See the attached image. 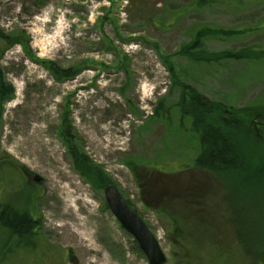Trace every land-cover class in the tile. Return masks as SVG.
Wrapping results in <instances>:
<instances>
[{
	"label": "rangeland",
	"instance_id": "rangeland-1",
	"mask_svg": "<svg viewBox=\"0 0 264 264\" xmlns=\"http://www.w3.org/2000/svg\"><path fill=\"white\" fill-rule=\"evenodd\" d=\"M217 1L195 9L193 0H0L7 37H0V76L13 90L7 101L0 96V161L9 169L0 171V203L37 209L36 248L45 253L16 250L3 264H149L108 209L103 186L75 168L71 144L129 200L157 237L164 264L264 261V186L243 191L257 225L247 248L226 236L235 228L232 192L195 165L199 135L179 104L187 85L225 107L224 118L250 107L246 128L229 136L246 154L264 139V127L252 122L264 105V54L205 63L182 53L203 25L247 30L205 37L208 54L264 50V0ZM68 69L70 77L55 74ZM154 179L177 191L155 188L151 196ZM66 202L75 216L64 213ZM2 238L0 260L10 246Z\"/></svg>",
	"mask_w": 264,
	"mask_h": 264
},
{
	"label": "trees",
	"instance_id": "trees-1",
	"mask_svg": "<svg viewBox=\"0 0 264 264\" xmlns=\"http://www.w3.org/2000/svg\"><path fill=\"white\" fill-rule=\"evenodd\" d=\"M217 2V0H193L192 4L195 9H199ZM245 32H247V30H231L203 25L194 29L191 42L187 46L182 47V53L196 62L200 61L205 63L218 62L222 58L227 57H232L237 60H259L263 57L264 50L255 47H243L236 51H224L212 54H208L202 49L203 39L210 35L233 37L242 35ZM0 37L7 38L2 34H0ZM72 73L73 72L68 69L63 70V72L56 71L55 74L57 77H70L73 75ZM182 89L184 90L182 91L179 104L184 113L191 115V130L197 133V136L199 135L201 152L195 161V165L202 169H207L211 171V173H215L226 186V190H231L232 196L228 195L227 200L232 204L231 222L235 228L231 229L230 233H226V236L228 238H234L237 240L238 244L250 248L253 246V243H255L254 235H256V231L254 229H257V225L254 223V218V220H249V209L246 203L243 202L242 196L246 188L253 187L255 189L256 187L261 188L262 185L264 186V139L261 140L260 143H257L255 150H248L247 154L243 153L240 145L237 143V138H232L229 135L233 134L235 136L238 129L246 128L242 124L247 121L245 116L247 111L250 112V107L244 108L243 111L245 115L242 114L243 116H240L237 114L236 117H234L240 119V121H238L239 124L235 125L234 121H232L234 118H224L222 116L225 107L219 102L207 103L203 101L201 94L187 85H183ZM1 94L6 101L11 99L13 95L11 86L4 83L2 76H0V96ZM155 109L157 115H164V108L161 105V101H159ZM206 116H208V119ZM252 122L255 126L250 123L251 128L252 125L258 130L264 127V105L260 106ZM219 125L222 127H218ZM71 140L72 139H70V141ZM251 145L254 146V143ZM68 154L75 168L83 176L88 177L92 183L99 181L98 187L112 184L110 181L107 182L100 170L93 167L92 162L80 151L77 145L71 144L68 147ZM5 169L9 170L6 162L1 160L0 171ZM156 180L158 179H154L153 183L150 181L152 186L150 189L151 196H154L152 191L155 188H162L164 192H166V189L169 190V188L177 191L175 185L170 186L172 181H163L164 183L157 186L155 185ZM241 181L242 186L239 184ZM250 191L251 190H247L246 192H249L253 197L255 192ZM238 194L241 195L240 198L237 197ZM32 196L35 200L36 197L34 195ZM126 201L132 207L129 200L126 199ZM254 206L256 208L258 202L254 204ZM235 207L238 208L234 212ZM31 208L29 207L26 209L20 207L16 209L9 203H0V236L3 238L5 237L4 240L8 241L10 244V246H6L7 248L3 250L0 264H3L6 257L12 255L16 250L25 249L29 252H40L41 257L45 256V253L41 250L43 247L40 246L39 249L36 248L38 217L37 209L34 207ZM258 264H264V261H259Z\"/></svg>",
	"mask_w": 264,
	"mask_h": 264
},
{
	"label": "water",
	"instance_id": "water-1",
	"mask_svg": "<svg viewBox=\"0 0 264 264\" xmlns=\"http://www.w3.org/2000/svg\"><path fill=\"white\" fill-rule=\"evenodd\" d=\"M33 178L36 181L40 180L36 175ZM103 194L108 209L121 227L134 237L138 247L145 254L148 263L164 264L166 262V255L158 239L138 213L130 207L118 188L113 184H108L104 186Z\"/></svg>",
	"mask_w": 264,
	"mask_h": 264
},
{
	"label": "bare ground",
	"instance_id": "bare-ground-1",
	"mask_svg": "<svg viewBox=\"0 0 264 264\" xmlns=\"http://www.w3.org/2000/svg\"><path fill=\"white\" fill-rule=\"evenodd\" d=\"M99 144H101V141H98V145ZM66 201V200H65ZM65 204V203H64ZM71 207H70V205H68V203L66 202V209H65V211H64V213H71V214H73L74 216H75V213H74V211H72L71 209H70ZM74 209V208H73ZM76 212V211H75ZM75 222H76V220H75ZM72 228V227H71ZM75 229H80L79 228V225L78 226H76L75 225ZM76 233L78 234V235H80V231H78V230H76Z\"/></svg>",
	"mask_w": 264,
	"mask_h": 264
}]
</instances>
